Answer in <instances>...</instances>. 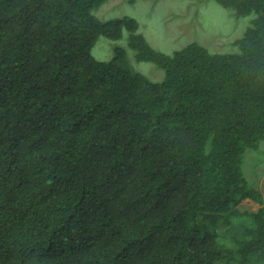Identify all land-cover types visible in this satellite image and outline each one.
<instances>
[{
    "label": "trees",
    "instance_id": "trees-1",
    "mask_svg": "<svg viewBox=\"0 0 264 264\" xmlns=\"http://www.w3.org/2000/svg\"><path fill=\"white\" fill-rule=\"evenodd\" d=\"M110 1L0 0V264H264V0H218L254 15L234 53L172 55ZM124 33L162 82L95 60Z\"/></svg>",
    "mask_w": 264,
    "mask_h": 264
},
{
    "label": "rangeland",
    "instance_id": "rangeland-1",
    "mask_svg": "<svg viewBox=\"0 0 264 264\" xmlns=\"http://www.w3.org/2000/svg\"><path fill=\"white\" fill-rule=\"evenodd\" d=\"M97 16L103 21L116 18H132L138 31L150 47L166 55H172L191 43H198L212 54H229L237 50L234 42L243 37L254 15L241 17L223 9L217 0H111ZM128 34L118 41H103L93 56L96 61L108 62L117 47L126 50L130 68L153 83L165 78L156 65L137 62L135 52L127 44ZM242 171L248 184L260 190L264 197V141L256 150L245 149ZM259 204L248 199L238 208L256 211Z\"/></svg>",
    "mask_w": 264,
    "mask_h": 264
},
{
    "label": "clouds",
    "instance_id": "clouds-1",
    "mask_svg": "<svg viewBox=\"0 0 264 264\" xmlns=\"http://www.w3.org/2000/svg\"><path fill=\"white\" fill-rule=\"evenodd\" d=\"M217 2H218V0H217ZM218 4H219V3H218ZM219 5H220V4H219ZM220 6H221V5H220ZM221 7H222V6H221ZM222 8H223V7H222ZM223 9H224V8H223ZM225 10H226V9H225ZM187 46H188V45H187ZM163 80H164V79H163ZM163 80H162V81H163ZM162 81H161V82H162ZM159 83H160V82H159Z\"/></svg>",
    "mask_w": 264,
    "mask_h": 264
}]
</instances>
